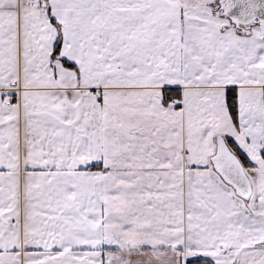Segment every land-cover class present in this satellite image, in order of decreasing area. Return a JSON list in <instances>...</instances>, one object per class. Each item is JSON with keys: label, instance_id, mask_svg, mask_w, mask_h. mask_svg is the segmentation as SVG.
Listing matches in <instances>:
<instances>
[{"label": "snow or ice", "instance_id": "obj_1", "mask_svg": "<svg viewBox=\"0 0 264 264\" xmlns=\"http://www.w3.org/2000/svg\"><path fill=\"white\" fill-rule=\"evenodd\" d=\"M0 264H264V0H0Z\"/></svg>", "mask_w": 264, "mask_h": 264}]
</instances>
